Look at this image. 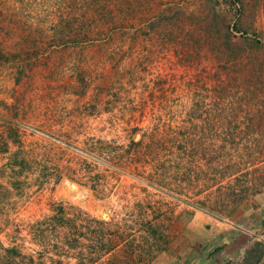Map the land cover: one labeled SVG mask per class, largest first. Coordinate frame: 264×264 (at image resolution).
Segmentation results:
<instances>
[{"label": "rangeland", "instance_id": "rangeland-1", "mask_svg": "<svg viewBox=\"0 0 264 264\" xmlns=\"http://www.w3.org/2000/svg\"><path fill=\"white\" fill-rule=\"evenodd\" d=\"M23 16L48 18L54 24L70 20L69 29L83 33L84 49H72L65 58H71L70 67L78 54L86 57L81 66L84 91L99 101L95 110H87L83 102H73L77 98L71 96V87L63 92L57 88L64 99L61 109L69 114L51 120L47 95L57 87L48 79L51 68L39 63L17 85L10 70L0 66V264H106L110 257L98 254L87 262V235L78 233L73 251L66 246L72 231L66 219L79 212L93 220L118 222L121 230L128 227L136 235H142L140 229L145 233L144 221H150L156 232L139 241V250L148 256L185 250L197 244L198 236L207 234L212 240L215 226L257 225L261 229L245 250L244 264H264V187L248 201L218 213L186 204L187 198L197 200L207 193L193 196L196 190L217 189L211 180L217 175L212 172L216 163L242 160L253 163L248 170L264 172V0H0V20L5 22L0 28L17 30L8 22ZM9 44L1 42L0 52H12ZM63 72L68 85L76 84L73 71ZM117 92L123 101L136 103V110L121 109L109 97ZM16 109L26 112L18 121L22 139L4 122ZM251 123L253 132L246 138ZM158 125L163 126L157 132L166 133L168 142L185 143L187 138L203 144L195 149L178 144L186 156L167 164L162 173L167 180L155 184L151 167L142 164L138 175L132 163H106L112 162L111 154L95 161L93 141L125 150L131 138L148 135ZM29 144L36 145L37 153L42 146L52 156L63 155L61 169L75 167L79 158L92 171L56 181L48 176L46 162L29 152ZM85 147L91 155L79 151ZM67 157L75 161L67 163ZM205 173V182L195 185ZM145 204L148 208L142 209ZM81 225L77 221L76 230L86 232ZM159 234L166 241L158 239L159 247L150 248L149 239ZM123 249L115 253L114 264L126 256Z\"/></svg>", "mask_w": 264, "mask_h": 264}, {"label": "trees", "instance_id": "trees-1", "mask_svg": "<svg viewBox=\"0 0 264 264\" xmlns=\"http://www.w3.org/2000/svg\"><path fill=\"white\" fill-rule=\"evenodd\" d=\"M2 23L5 22H2L0 20V25H2ZM8 23L13 26L15 25V29L17 30H13L14 28H0V44L1 42H10L9 46H11L14 50L12 52L5 51L4 54L0 52V66H5L6 68H8V70H10L9 75L11 74L13 76V79L17 85L21 83L23 77H30L31 69L39 65V63L40 67L48 66L51 68L50 70L48 69V79H50L51 83H54L53 86H57L51 89V94L47 95L49 101L48 103L50 105H48L47 108H50L48 112L49 115H52L51 120H54L55 118H57L56 120H58L59 114L63 115L64 118H66L69 114L68 111L61 109V103L64 99H62L63 94L59 95L60 92L56 93L58 89L63 92L65 90L64 88L71 87L72 89L70 91H73L71 93V96L77 98L73 102H83L82 108L84 109L93 110L94 107L98 105V96L96 97L93 94V96H91V98L89 99L87 97L88 93L84 91L87 87V83L85 80V71H83L82 65L87 62L86 57L83 54H78V56L74 59L75 61L72 62V65L70 67H68V65L71 62V58H65V54H70V51L72 53V49H79V51H82L85 46H83V38H85L83 33L75 31L73 29H69L70 20L67 22L61 21L60 24L58 22L54 24L53 21H49L48 18L34 17L32 19L31 17L23 16L20 17L17 22L9 20ZM44 23H49V25H47V28H39V26ZM83 25L85 26V22L81 24V26ZM54 56H56L57 59H55ZM75 62L78 65H76ZM79 66L82 70L79 69ZM65 68L66 70L69 69L71 72L73 71V73L75 74V78L73 79V81H75L76 84L68 85V83L64 81L65 74L63 70ZM81 75L82 78H80ZM166 81V79L159 82L156 81L155 85H162L161 83ZM99 90L101 91L102 88H99ZM118 94L119 92L110 93L109 97L116 98V102L119 105L121 104L120 107L123 110H136V103L123 101V98ZM82 96L87 99H82ZM107 104H109V102H107ZM16 110L17 112H14L13 116L11 118H8L4 122L6 124L13 125L12 129L15 133L14 136L18 139H22L23 137H25V133H19L20 129L18 126L20 124L18 123V121L19 117L22 116L23 118L26 112H23L20 109ZM89 116L90 114L88 115V112L87 115H82V117H85V119H88ZM162 126L163 125L153 126L154 129L151 130V133H149L148 135H143V133H141L139 137L136 136L137 140L131 138V142H129L125 150H121L119 147L110 146L106 148L107 146L105 147L103 142H98L95 144V141H93L92 145H94L93 151L95 161L102 162L101 160H104L102 156L105 155L108 158V155L111 154L112 157L110 158H112V162L107 160L105 161L106 163H118L120 167L129 166V164L132 163L133 166H135L134 170L138 175H141L142 173L140 169L148 166L151 167V171L153 174L150 178L155 182V184L163 182L160 181V179L163 180L165 178L167 180V177L162 176L163 171L165 172V170H167L166 168L170 166V164L168 166L167 164L174 163L173 160L181 161V155L182 157L186 156V154H184V149L182 150L183 152L180 151L178 144H181L183 146H194V149L196 147H201V145L203 144L196 141L193 142L191 139L190 141H188L187 138L184 140L185 143H183L182 141H178L177 139H173L168 142L166 138H164L166 136V133H163V131L162 133L157 132ZM253 126L254 125L251 123V125L249 124V127H247L245 134L246 138H249V135H252ZM35 128L38 129L39 127ZM51 128L52 126H50V129ZM44 129L41 128L43 132L45 131ZM61 131L62 130L60 128V132ZM135 131L142 132L141 130L137 129ZM240 133L241 132L237 131L235 135L238 136ZM62 135L67 140L71 139V137L68 136L67 133H62ZM67 144V148L68 146H71L69 145V141H67ZM26 147L30 148L29 152L34 151L33 153H36V155L40 158L39 161L41 160L43 163L46 162L45 169H50L47 170L50 173V175L48 176H55L56 181L57 179H61V177L63 176L83 177V174L85 172L91 173L92 171L90 168L91 164L87 163L86 160L82 161L79 158L77 160V163L75 164L76 168L73 166L64 167L61 169L59 167V163H61L60 160L63 159V155L57 153V156L55 153L54 156H52V150L43 148L42 146H39V151L41 153H37L36 145L34 144L26 145ZM87 148L89 147H85V149L81 148L79 151L91 155L92 153L86 150ZM261 149L264 151L263 145L261 146ZM67 156L69 157V154ZM68 157L66 158L67 160L64 159L67 163L75 161V158ZM47 161L50 162L47 164ZM140 164H142V168H139ZM249 164L252 165L253 163H248L245 161L243 162L242 160H238L236 163H232L231 165L216 163L213 170H211L212 172H216L217 175L214 174L211 180L216 185H219L217 189L213 190L212 192L208 191L209 189L196 190V193L193 196H200L205 192H207L208 194L206 193L205 195H203V198L200 196L197 200H192L191 197L190 199L187 198L186 204L201 210L208 211L209 213H218L226 211L230 207L238 203L248 201L254 195L259 193L260 190L264 187V172L259 171L258 168L254 169L253 171L248 170L247 167L250 166ZM243 168L245 172H242ZM205 178H207V173H205L203 179L195 180L197 181V184L195 183V185L202 183ZM209 179L210 178H208V180ZM225 180L226 182L223 183ZM191 183L193 184L192 181H189L188 184ZM188 191L190 190L188 189ZM145 199L146 198L142 200L143 203ZM145 205L146 206L141 208H148L147 204ZM79 213H71V217L66 219L70 221L68 222L70 223V228L72 227V231L68 233L65 241L67 242L66 246L71 251H73L78 246V233L87 235L84 237H86L88 241L91 242L87 247V250L89 251L87 252L88 263L91 261L92 257L98 254L100 258L106 259L110 257L109 259H106L107 261L105 262H107L106 264H112L115 253L117 256V253H119L123 248H126V256L122 257L121 261L116 264H130L134 263L135 261L140 262L146 259V257L148 256V252H141V250H139V244H142L139 241L146 242L147 237L156 232V230L152 228L153 226H151L150 221H144L143 226L146 227L145 233L142 231V229H140L142 235H136V231H131V228L126 227V230H121L122 228L120 227V223L118 222L111 224L112 221L106 222L93 220L89 218L85 213H83L84 215L81 212ZM144 213L145 212L143 211L142 215ZM62 215L64 216L63 212ZM154 219L155 221H157L156 219H158V217H155ZM77 221L82 222L81 228L82 230H86V232L76 230L78 227L75 226ZM93 225H96V229L93 228ZM70 236H72L71 239ZM157 236V238L151 237V239H149V242L151 243L150 248L152 249L159 247L158 243H160V241L158 239H161L162 243L166 241H164V235L159 234ZM5 258L8 259L9 257L6 255Z\"/></svg>", "mask_w": 264, "mask_h": 264}, {"label": "crops", "instance_id": "crops-1", "mask_svg": "<svg viewBox=\"0 0 264 264\" xmlns=\"http://www.w3.org/2000/svg\"><path fill=\"white\" fill-rule=\"evenodd\" d=\"M261 222L264 224V217ZM260 229L253 224L249 228H241L236 224L215 226L212 240L207 234L204 238L198 236L197 244L192 243L185 250L155 253L157 255L130 264H244L245 250L248 244L255 242Z\"/></svg>", "mask_w": 264, "mask_h": 264}, {"label": "built area", "instance_id": "built-area-1", "mask_svg": "<svg viewBox=\"0 0 264 264\" xmlns=\"http://www.w3.org/2000/svg\"><path fill=\"white\" fill-rule=\"evenodd\" d=\"M236 35H240V34H242V33H235ZM262 43H264V39H261L260 40Z\"/></svg>", "mask_w": 264, "mask_h": 264}]
</instances>
